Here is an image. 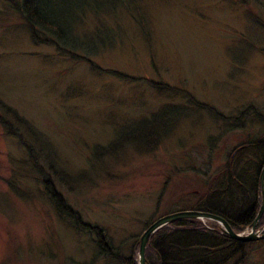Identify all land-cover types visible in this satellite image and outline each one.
Returning <instances> with one entry per match:
<instances>
[{"label":"rangeland","instance_id":"obj_1","mask_svg":"<svg viewBox=\"0 0 264 264\" xmlns=\"http://www.w3.org/2000/svg\"><path fill=\"white\" fill-rule=\"evenodd\" d=\"M6 2L0 102L32 128L43 155L19 124L16 136L0 124V264H121L116 256L137 264L150 223L217 198L211 188L226 176L254 193L264 149L234 150L264 144V0H66L64 25L88 53L73 54L94 69L32 41ZM0 119L13 121L1 109ZM148 138L159 143L153 151ZM113 141L112 155L91 160ZM49 190L100 228L103 244ZM224 264H264V239Z\"/></svg>","mask_w":264,"mask_h":264},{"label":"trees","instance_id":"obj_2","mask_svg":"<svg viewBox=\"0 0 264 264\" xmlns=\"http://www.w3.org/2000/svg\"><path fill=\"white\" fill-rule=\"evenodd\" d=\"M65 1L66 0H7L6 3L12 8V10L16 11V13L20 15L21 19L28 26L30 39L32 41H42L43 43H48L49 45L55 47V49L61 54L67 53L69 56L85 60L87 64L94 69V64L92 62L81 56L73 54L74 51H79L82 55H87L88 53L81 50L78 44V39L76 42L72 32H70L69 28L64 25V20L69 18L70 13V11L65 7ZM97 42H101L102 46L109 44L108 39L99 41L97 38L96 43ZM110 74L115 78H125L130 79L131 81L135 80L132 77L120 75L114 70H112ZM149 82L154 86L159 85L158 83L153 84L151 81ZM0 109L4 112V114H8L13 119L11 124L8 121H2L0 119V124L6 126V129L4 128L6 135L11 136L15 134L12 127L15 126L14 123L19 124L17 127L22 131V133L27 136L31 142L33 141L36 143V148H33V150H35L41 157L43 153L38 150V142L40 138L33 132L32 128L27 126V123L17 117L1 102ZM17 138L21 141L20 133H17ZM119 138H122V141L127 139L125 135H121ZM144 140V136L137 138V142H143ZM148 140L151 144L153 142L155 143L153 145L147 143L145 145V149L153 151L159 143L155 140H150V138H148ZM115 143L116 142L113 141L104 148L96 147L94 150L97 152L93 151L91 160L99 161L102 156L112 155ZM22 144L24 149H26V153L28 151L27 155H30L32 153L31 148H28V145H26L24 141ZM261 148L264 149V144L260 141H252L251 144H247L245 141L244 145L238 148L236 154H238V152L241 154H247L248 152L256 153V151ZM262 159H260V161H262ZM42 160L45 162L47 169L54 174L56 172L55 168L46 158ZM34 163L36 162H32L33 170L41 174L40 167L38 169ZM259 171L260 169L258 168L256 180L254 181V187L256 190L258 189L257 179ZM238 183L229 181L226 176L224 182H222L221 199V196L219 197V195H217L218 197L213 200L208 198L210 201L208 205L203 207L205 209H202L199 206L192 209L205 211L222 217L234 233L243 231L250 224L254 217V213L250 214V212L247 211L242 219L236 220L238 219L237 208L242 202L239 198L240 194H242L241 190L244 192L243 199L248 194L247 192L250 194V189L253 185L248 183V189L246 187V183ZM236 189L238 190V195L237 193L235 194ZM211 191L216 194L219 193L220 190L213 187L211 188ZM48 195L51 201H54L57 207H59L61 213L65 212L66 215H69L68 218L72 217L73 224L78 225L82 229L87 230L89 233L94 234L95 237L98 238V243L103 244V242H100L103 239V233L100 228L80 223L78 221L77 214L71 212L70 209L64 206L61 199H59L52 190H49ZM262 223H264V220ZM213 227H216V225L213 224ZM243 244L244 243L229 240L215 231L205 229L198 220L180 219L161 227L149 236L144 250L145 264H224L234 256H238V258L240 257V250ZM116 257H118L120 262L122 261L121 264H136L135 259L133 258H120L121 256Z\"/></svg>","mask_w":264,"mask_h":264},{"label":"water","instance_id":"obj_3","mask_svg":"<svg viewBox=\"0 0 264 264\" xmlns=\"http://www.w3.org/2000/svg\"><path fill=\"white\" fill-rule=\"evenodd\" d=\"M257 181H258L260 206L254 221L249 225L248 233L246 234L234 233L224 219L211 213L185 210V211L164 215L154 220L152 223H150L145 228V230L139 235L137 240V244H138L137 259H136L137 264H145L144 250L149 236L158 229H160L161 227L180 219L208 220V221L216 222L221 226L222 234L224 237H226L229 240L240 243L253 242L264 239V233L259 234L258 232L254 231V224L259 218L261 212L264 210V155Z\"/></svg>","mask_w":264,"mask_h":264},{"label":"flooded vegetation","instance_id":"obj_4","mask_svg":"<svg viewBox=\"0 0 264 264\" xmlns=\"http://www.w3.org/2000/svg\"><path fill=\"white\" fill-rule=\"evenodd\" d=\"M235 153H236V150H234ZM233 151V152H234ZM233 152L231 155H233ZM230 155V160H229V163L232 159V156ZM234 182L238 183L236 180H234ZM239 184V183H238ZM213 188V187H212ZM220 193V194H219ZM219 193H217L220 197V199L222 198V189H220ZM237 193L238 195V190L236 189L235 190V194ZM241 193L240 194V201H242L238 208H237V211H238V219L236 220H239V219H242L244 217V214L245 212L249 211L250 214L254 213V217L253 219L251 220L250 224L254 221L256 215H257V212L259 210V206H260V198H259V192H258V189L254 191V193L252 194H249V192H247L248 194L245 196V198L243 199V194L244 192L241 190ZM250 195V196H249ZM209 201L207 200H204L202 201L201 203L198 204L199 207H201L202 209H205L203 208L205 205H208ZM243 203V204H242ZM194 210V209H193ZM195 211H200V212H205V211H201V210H195ZM208 213V212H206ZM246 217V216H245ZM222 218V217H221ZM264 220V210L262 211L260 217L257 219V221L255 222L254 224V230H258L260 231L261 233H264V223H262V221ZM206 223L208 224H203V227L207 228L208 230H212V231H215L216 233H220V229L219 227L217 226V224H215L214 222H207ZM202 224V223H201ZM212 224V225H210ZM213 224L216 225V227H213ZM228 224V223H227ZM249 224V225H250ZM249 225L247 227H249ZM230 227V226H229Z\"/></svg>","mask_w":264,"mask_h":264}]
</instances>
